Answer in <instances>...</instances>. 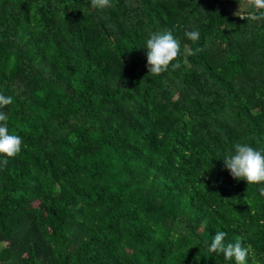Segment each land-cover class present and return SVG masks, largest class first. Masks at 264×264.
I'll return each mask as SVG.
<instances>
[{
    "label": "trees",
    "instance_id": "1",
    "mask_svg": "<svg viewBox=\"0 0 264 264\" xmlns=\"http://www.w3.org/2000/svg\"><path fill=\"white\" fill-rule=\"evenodd\" d=\"M165 30L181 66L148 74ZM0 94L23 142L0 164V264H235L208 252L218 231L264 264V183L222 162L264 150V20L224 0H0Z\"/></svg>",
    "mask_w": 264,
    "mask_h": 264
},
{
    "label": "clouds",
    "instance_id": "2",
    "mask_svg": "<svg viewBox=\"0 0 264 264\" xmlns=\"http://www.w3.org/2000/svg\"><path fill=\"white\" fill-rule=\"evenodd\" d=\"M238 4L234 16L242 20H264V0H236ZM111 6V0H91L93 9H104ZM187 39L196 42L199 40L198 30L185 32ZM145 50L148 74L160 75L169 69H178L181 63L177 61L180 53V41L171 31L150 33L145 41ZM200 49H197L198 52ZM195 55V52L191 53ZM177 61L176 63H172ZM186 62V61H185ZM13 103L10 96L0 94V109ZM7 115L0 111V156L6 159L0 160V164L7 165L9 158L17 156L22 149V138L10 134L7 127ZM224 167L235 180H243L249 184L264 183V150H257L245 143H236L234 153L226 154L222 160ZM264 195V188L260 190ZM226 233L218 231L207 246L209 253H221L225 260H233L235 264H247L249 247H243L240 242L225 244Z\"/></svg>",
    "mask_w": 264,
    "mask_h": 264
},
{
    "label": "crops",
    "instance_id": "3",
    "mask_svg": "<svg viewBox=\"0 0 264 264\" xmlns=\"http://www.w3.org/2000/svg\"><path fill=\"white\" fill-rule=\"evenodd\" d=\"M226 1V7L230 10V12L233 14L237 8L238 4L236 3V0H224Z\"/></svg>",
    "mask_w": 264,
    "mask_h": 264
}]
</instances>
